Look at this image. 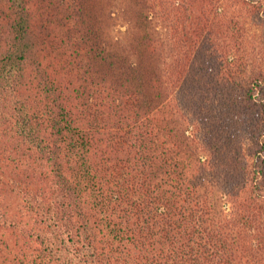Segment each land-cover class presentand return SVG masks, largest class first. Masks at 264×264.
Here are the masks:
<instances>
[{"label":"trees","instance_id":"1","mask_svg":"<svg viewBox=\"0 0 264 264\" xmlns=\"http://www.w3.org/2000/svg\"><path fill=\"white\" fill-rule=\"evenodd\" d=\"M157 1L0 0V264H264V0Z\"/></svg>","mask_w":264,"mask_h":264},{"label":"rangeland","instance_id":"2","mask_svg":"<svg viewBox=\"0 0 264 264\" xmlns=\"http://www.w3.org/2000/svg\"><path fill=\"white\" fill-rule=\"evenodd\" d=\"M157 2L158 5L156 7V17L158 24L160 25L161 31L164 35V37H166L167 39L169 38L170 40H172L173 37V17L165 11L166 5L164 2L167 3V0H158ZM163 2V4H162ZM235 8V7H233ZM232 8V9H233ZM159 19V20H158ZM246 25L248 28V44L249 47H254L255 51L253 52V57L257 56V53H261L262 48L259 42V33H260V27L259 25L255 24L254 21H252L251 19H246ZM117 32V25H116V30ZM114 32V31H113ZM259 56V55H258Z\"/></svg>","mask_w":264,"mask_h":264}]
</instances>
